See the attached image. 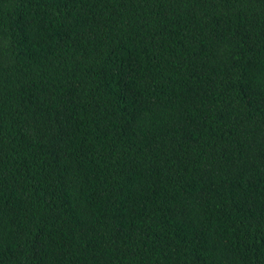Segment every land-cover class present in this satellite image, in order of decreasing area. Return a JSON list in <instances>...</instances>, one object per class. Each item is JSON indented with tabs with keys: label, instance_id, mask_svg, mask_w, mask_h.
<instances>
[{
	"label": "trees",
	"instance_id": "trees-1",
	"mask_svg": "<svg viewBox=\"0 0 264 264\" xmlns=\"http://www.w3.org/2000/svg\"><path fill=\"white\" fill-rule=\"evenodd\" d=\"M0 264H264V0H0Z\"/></svg>",
	"mask_w": 264,
	"mask_h": 264
}]
</instances>
